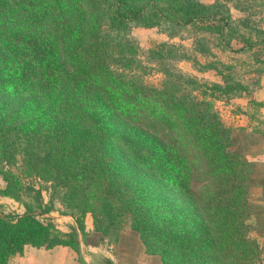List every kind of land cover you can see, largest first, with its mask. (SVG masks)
I'll list each match as a JSON object with an SVG mask.
<instances>
[{
  "label": "trees",
  "instance_id": "1",
  "mask_svg": "<svg viewBox=\"0 0 264 264\" xmlns=\"http://www.w3.org/2000/svg\"><path fill=\"white\" fill-rule=\"evenodd\" d=\"M258 4L0 0V177L6 183L0 194L26 209L0 212V264L28 247L80 252L79 233L92 247L112 238L131 255L129 264L141 253L158 264L264 263L251 235L259 200L252 193L260 188L264 202V181L241 134L224 124L214 103L254 91L214 48L249 54V73L260 75L255 85L261 87ZM140 27L170 40L188 32L195 50L161 42L145 61L132 36ZM178 58L219 81L186 75ZM149 64L164 75L160 85L144 81ZM56 197L76 229L64 232L48 221Z\"/></svg>",
  "mask_w": 264,
  "mask_h": 264
},
{
  "label": "rangeland",
  "instance_id": "2",
  "mask_svg": "<svg viewBox=\"0 0 264 264\" xmlns=\"http://www.w3.org/2000/svg\"><path fill=\"white\" fill-rule=\"evenodd\" d=\"M204 3L210 4L216 2V0H201ZM262 4V6L260 5ZM231 9H233V4H229ZM256 10L262 12L261 15L264 17V0H259V4ZM241 16V13L233 9V17L238 18ZM257 15V17H259ZM256 17V18H257ZM264 28V23L261 24ZM192 34L188 32H184L182 36L176 39H169L167 33H162L160 30L148 29V28H135L132 31L133 38L138 42L141 47V55L143 56V60H147L148 52L153 49L157 44L161 42H169L176 46H180L181 51L185 50V53L192 54L195 50L194 47V38L191 36ZM234 49H240L242 44L237 40L232 43ZM258 46L255 50L258 51ZM214 53L216 54V58L222 60L225 63L235 65L237 76L241 77V80H244L246 83L250 84L252 88H254L252 95H245L241 98H235L232 100H216L215 109L218 111L221 119L224 124L232 129H235L237 134L240 133L241 137L239 138L240 143L244 147V151L246 155H252V158L256 160L257 168L261 172L258 176L259 181H264V107L258 109L256 105L253 104L252 101L256 102H264V76L261 81V87H256L255 81L260 79V75L258 73L250 74L249 71L252 67V57L249 54H237L233 52H225L221 51L219 48H214ZM198 58L201 62H206L208 59L202 57L198 54ZM212 59V58H209ZM177 68L179 71H182L186 75H191L198 78L202 82L211 83L213 81H219V78L215 73L205 74L204 72H199L200 67H197L195 64L185 61L183 59L178 58L177 60ZM150 69L146 70L145 73H142L144 76V81H148V83H152L155 85H160L164 80V75L161 73L155 72V64L148 65ZM151 67L153 68L151 70ZM155 67V68H154ZM194 95L202 98V94L200 92H195ZM6 186L3 178L0 177V191ZM51 192L45 193V199L48 201L50 199ZM257 199H261L263 197L262 190L260 188H254L252 193ZM256 200L255 203L258 205L257 217L252 219L251 223L254 225V229L252 230V237L257 239L263 249L264 254V202ZM70 209H67L64 202L60 197H56V207L55 211L52 212L49 216L48 221L56 223L60 230L64 232L71 231V228H77V224L75 220L69 216V214H64V212H68ZM0 212L6 215L10 214H23L26 212V209L22 202L16 201L14 199L5 197L0 194ZM86 231L92 233L94 231V219L92 214H88L85 218ZM126 229H129L126 227ZM128 231V230H127ZM80 239V248L89 247L85 244L82 234L79 233ZM112 238H107L106 241L99 246V250H101L105 255L110 257L113 261V264H129V260L132 259L130 254L124 255V252L121 247H116V245L112 244ZM85 249V248H84ZM88 250V248H87ZM130 258V259H129ZM136 264H158L155 260L145 253L137 254V256H133Z\"/></svg>",
  "mask_w": 264,
  "mask_h": 264
},
{
  "label": "crops",
  "instance_id": "3",
  "mask_svg": "<svg viewBox=\"0 0 264 264\" xmlns=\"http://www.w3.org/2000/svg\"><path fill=\"white\" fill-rule=\"evenodd\" d=\"M264 243V241H263ZM264 247V245L262 244ZM85 248V249H84ZM88 248V250H87ZM84 247L77 252L71 247L52 249L28 247L24 254L13 256L8 264H107L110 257L98 247ZM264 264V263H263Z\"/></svg>",
  "mask_w": 264,
  "mask_h": 264
},
{
  "label": "water",
  "instance_id": "4",
  "mask_svg": "<svg viewBox=\"0 0 264 264\" xmlns=\"http://www.w3.org/2000/svg\"><path fill=\"white\" fill-rule=\"evenodd\" d=\"M107 264H113V261H112L111 258H110V260H109V263H107Z\"/></svg>",
  "mask_w": 264,
  "mask_h": 264
}]
</instances>
